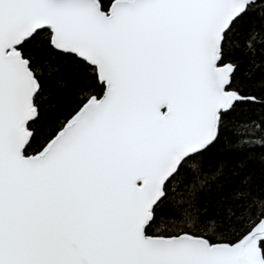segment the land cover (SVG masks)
Masks as SVG:
<instances>
[{"label": "snow or ice", "instance_id": "obj_1", "mask_svg": "<svg viewBox=\"0 0 264 264\" xmlns=\"http://www.w3.org/2000/svg\"><path fill=\"white\" fill-rule=\"evenodd\" d=\"M241 29L264 66V0H0V264H264L250 178L210 222L190 213L223 173L203 159L228 117L264 108ZM46 80L75 94L58 127L41 125ZM243 127L240 146L264 148Z\"/></svg>", "mask_w": 264, "mask_h": 264}, {"label": "trees", "instance_id": "obj_2", "mask_svg": "<svg viewBox=\"0 0 264 264\" xmlns=\"http://www.w3.org/2000/svg\"><path fill=\"white\" fill-rule=\"evenodd\" d=\"M247 29H241L232 39V47L235 57L241 64L242 79L249 87V94L257 97L264 96V66L253 68L250 58L244 54V41ZM56 62V61H54ZM48 89L44 99L45 106L41 110V125L59 126L63 115L75 107V94L59 92L53 80H46ZM244 125L255 127L260 125L264 128V108L259 106H240L229 117L225 129L221 133V140L216 148L208 153L203 159V166L209 173L215 172L223 164V173L215 180H210V191L200 193L193 197L194 204L190 213L195 220L204 219L209 221L215 214L221 211L219 202L228 196L241 181L250 178L251 183L257 189H264V148L256 147L248 149L241 147L239 140L244 138L237 134V130L245 132ZM257 137L264 136V132H255ZM37 145H34L33 152ZM162 212L167 215L170 208L166 205ZM160 229L167 233L178 231L170 221H158L153 231ZM203 231V229H201ZM219 240L220 237H214Z\"/></svg>", "mask_w": 264, "mask_h": 264}]
</instances>
